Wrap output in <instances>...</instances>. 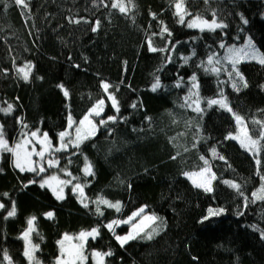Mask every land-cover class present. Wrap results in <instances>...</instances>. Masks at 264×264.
<instances>
[{
  "label": "trees",
  "instance_id": "obj_1",
  "mask_svg": "<svg viewBox=\"0 0 264 264\" xmlns=\"http://www.w3.org/2000/svg\"><path fill=\"white\" fill-rule=\"evenodd\" d=\"M5 2L9 4L6 10L0 3V107L12 103L14 111L10 115L0 113V124L9 144L21 138L18 120L28 125L23 131L39 128L56 144L57 133L67 127L69 114L78 122L98 99L104 98V112L96 120L118 115L117 122L100 126L79 151L69 148L55 156L61 168L67 167L81 182L90 181L85 187L90 199L103 195L120 201L122 208L116 212L101 206L104 215H97L94 204L84 208L79 203L71 185L65 198L57 200L48 188L39 186L41 174L20 172L13 167L10 153H0V202L6 206L0 209V264H8L3 250H7L12 264H28L20 237L31 216L37 217L39 235H31L32 242L40 245L36 256L42 264H54L59 254L56 242L65 233L75 236L81 230L126 219L145 206L144 214L161 218L153 224L159 225L158 235L151 240H130L121 247L107 228L100 227V235L87 242L89 255L93 249L111 250L113 255L105 264H264V239L259 231L264 230V201L252 202V193L261 185L258 166L253 155L236 140L225 139L236 128L231 114L206 104L207 98H217L223 90L233 110L255 131L259 126L252 120H264V66L247 60L238 65L248 82V87L239 92L232 89L225 71L217 76L198 67L201 61L207 66L209 55L221 58L217 67H230L223 60L227 50L220 47L221 42L241 47L251 36L264 52V0H209L208 4L186 0L193 15L211 20L212 10L216 11L218 21L228 25L216 31H200L178 23L172 0H134L135 8L128 15L111 9V0H105L109 7L99 0L96 5L93 0H28L27 9L11 0ZM150 13H155L156 19ZM70 18L82 21L69 23ZM96 20L101 24L92 32ZM160 21L171 36L165 33L163 38L152 36V40L154 46L169 51L150 52L146 41L152 33L160 32ZM167 56H171V62L165 59ZM183 57L191 59L185 64ZM26 62L34 65L28 81L17 75V68ZM193 73L204 98L202 119L191 109L180 107ZM156 76L162 86L153 92ZM181 77L184 83L176 87ZM101 81L113 85L109 91L119 101L118 114L107 100ZM59 84L68 89V98L57 87ZM133 103L136 108L131 107ZM197 124L202 138L193 148ZM170 138L175 139L170 142ZM213 147L225 160L212 158ZM185 148L189 150L185 152ZM177 152V159H171ZM200 155L209 159L218 177L212 192L193 187L182 175L203 165ZM84 156L94 165V178H85L81 171ZM259 167L264 175V153ZM55 173L61 172L52 168L50 174ZM30 180L37 183L29 184ZM223 180L241 185L249 198L247 206L244 197ZM12 201L16 203V215L4 219ZM209 208L225 211L201 223ZM47 212H53L54 217L47 218ZM128 231V224L115 228L122 236ZM87 264H93L90 258Z\"/></svg>",
  "mask_w": 264,
  "mask_h": 264
},
{
  "label": "snow or ice",
  "instance_id": "obj_2",
  "mask_svg": "<svg viewBox=\"0 0 264 264\" xmlns=\"http://www.w3.org/2000/svg\"><path fill=\"white\" fill-rule=\"evenodd\" d=\"M15 6L21 9L29 8L28 0H11ZM0 3L4 4L5 10L9 7V4L5 0H0ZM99 3L104 7H109L108 3L105 0H99ZM205 4L209 3V0H204ZM93 4H97V0H93ZM172 6L175 11L173 13L176 16L177 22L180 24H186L188 28H198L200 31H216L217 29L227 28L228 25L223 23V21H218L217 14L215 10H212V19H205L202 15L196 14L193 15L192 12L188 11L186 7V0H172ZM111 9L118 10L121 14L128 15L134 8V0H111L110 4ZM23 14V13H22ZM153 19H156L155 13H150ZM186 17H191V19H186ZM240 19L244 24H247L248 21L241 15ZM81 19L70 18L69 23L79 24ZM87 22V21H84ZM101 21L96 20L95 25L91 28L92 32L98 31ZM170 37L171 32L169 31L167 25L160 21V32L152 33L151 36L147 38V46L150 52H165L169 51L167 47H156L154 46L152 36L160 35L162 38L164 34ZM170 43V41H169ZM221 48H226L227 54L223 57L224 61H227V65L223 68L217 67L221 64V58L214 55H209L207 58V66L205 62L201 61L198 67H203L205 72H210L219 76L220 72L223 70L227 73L228 82H230L231 87L234 91L239 92L242 88L248 87V82L244 77L243 73L239 70L238 65L242 61H255L256 63L264 66V52H261L259 48L256 47L255 43L251 36L247 37L243 46L236 47L235 45L228 46L225 43L221 42ZM174 48V45H173ZM193 55L195 53L193 52ZM168 62H171V56L165 57ZM191 57H183L184 63L187 64ZM126 63V62H125ZM77 67H79L77 65ZM34 65L31 62H26L23 67L17 68V75L24 81H28L32 73ZM159 71V69H158ZM183 77H181L177 83L176 87H181L183 85ZM223 83V81H221ZM106 98L111 102V107L118 114L120 111L119 101L117 100L115 93L110 92L109 89L113 87L109 82L101 81L100 84ZM159 76L155 77V82L152 84V91L155 92L161 87ZM61 89L65 98H68L70 93L63 84L57 85ZM264 88V85H261ZM118 91V86H116ZM204 98L200 96V84L198 77L193 73L188 81V92L187 95L183 97V103L180 105L182 108L191 109L196 113L201 119L205 108L201 107ZM6 103V106L0 107V113L4 115H10L14 111V106L12 103ZM206 104L208 108L213 106H218L220 109L231 114L232 118L235 121L236 128L234 132H229L225 139L236 140L241 148L253 155L255 162L257 164V175L260 176L261 185L260 188L252 193V202L254 203L257 200L264 201V175L260 173L261 165V153H264V120L253 119L252 124L258 125V129L255 131L250 130L248 123L242 115L238 114L231 107L227 96L224 94L223 90L218 93L217 98H207ZM105 99H98L92 107H90L82 118L77 122L73 119L72 115L69 114L67 117V127L57 133V143L53 144L52 139L50 138L47 132H41L39 128L31 131H23L27 129L28 125L25 124L22 120L18 122L22 126V131L20 133V139L15 143L9 144V140L6 137L4 125L0 124V153H10L13 157L12 164L13 167L19 169L20 172H32L36 175L46 172L49 168H57L69 179H61L58 175H50L47 177H42L39 181V186L41 188L47 187L57 200H63L65 198V188L71 185V191L76 195L77 200L84 208H89L90 204L95 205V213L97 215L103 216L104 211L101 206L106 208L114 209L116 212H120L122 204L120 201H111L105 198L103 195L97 196L95 199H90L85 193V187L90 183L89 180L85 179L84 182H81V178L74 176L67 167H60L59 158L55 156V153L68 152L69 148L80 150L81 144L90 139L98 131L100 126L107 127L109 122L116 123L118 115L107 116L106 119L101 118L98 121L96 118L102 116L105 109ZM132 108H136L137 104L133 103ZM149 121L151 118H147ZM175 122V121H174ZM191 125V121L188 122ZM86 128V131L82 134V130ZM111 129H109V134H111ZM202 129L199 124L196 125V134L194 136L193 148L197 146L200 142ZM183 135V134H181ZM175 138H170L174 140ZM37 145L39 146L37 148ZM189 149L185 148L184 151L187 152ZM212 158H217L220 160H225V157L220 155L217 152L215 147L210 149ZM76 152H72L71 155H76ZM83 155L82 152H80ZM180 155L179 152L176 155L171 156L170 158L175 160ZM33 157H38V160H34ZM199 160L203 162V165L196 171H185L182 173L189 181H191L193 187L202 189L204 192L213 191V181L217 180V174L212 170L209 159L204 155L199 156ZM71 159L69 158L68 163L71 164ZM3 169H0L2 172ZM85 178L95 177L94 165L88 159L87 156H84V166L81 169ZM75 181V183H74ZM224 184L235 189L238 194L244 197L245 206L248 203V197L244 195V192L241 191V185L231 181L223 180ZM29 184L37 183L36 180H30ZM28 184H25L24 187H27ZM130 187V185H129ZM4 196H8V193H4ZM146 207V206H145ZM145 207H141L138 210L134 211L130 216L123 220H112L104 225L93 227L90 230H81L75 236H69L65 233L61 239L56 243L58 245L59 254L55 258L54 264H87L89 260V253L86 249L87 241L89 238L95 240L100 235V227L107 228L109 232L112 233L116 241L123 247L128 241L134 240L137 238L151 240L154 238V235H158V227H153L156 221L161 220V218L155 216L145 215ZM6 206L4 203L0 202V209H5ZM225 210L223 208L214 210L212 208L208 209V214L203 217L201 223L204 220H208L212 216L219 215ZM17 208L15 201H12L10 209H7V214L4 219L14 217L16 215ZM242 214V213H241ZM45 216L49 219L54 217L53 212L45 213ZM137 217H140L138 222H134ZM37 217L31 216L27 220V228L21 235V239L24 240V250L23 256L27 259L28 264H42V261L36 256V253L40 250L39 244H34L31 239L32 233H39L35 228V221ZM149 221L150 223H145ZM162 222V221H161ZM121 224H131L132 230L129 231L126 235H118L115 232V228L119 227ZM259 230V229H257ZM261 234V239H264V230H259ZM43 239V237H41ZM73 241H75L73 243ZM66 242L67 246H66ZM113 255L111 250L108 251H99L91 250L90 256L93 261V264H105L106 258ZM3 259L8 261V264H12L11 257L8 255L7 250H3ZM193 259H197L193 257Z\"/></svg>",
  "mask_w": 264,
  "mask_h": 264
},
{
  "label": "rangeland",
  "instance_id": "obj_3",
  "mask_svg": "<svg viewBox=\"0 0 264 264\" xmlns=\"http://www.w3.org/2000/svg\"><path fill=\"white\" fill-rule=\"evenodd\" d=\"M195 29H198V28H195ZM199 30V29H198ZM84 131H86V128L85 129H83L82 130V134L84 133ZM94 136V135H93ZM39 146L37 145V148H38ZM56 154V153H55ZM33 159L34 160H38L39 158L38 157H33ZM51 170H52V168H49L46 172H44V173H41V175H42V177H47V176H50V175H53V174H50V172H51ZM55 175H58V176H60V178L61 179H69V177H67V176H65L62 172L61 173H55ZM47 188V187H46ZM67 188V187H66ZM66 188H65V191H66ZM215 210V209H214ZM145 215H148V214H145ZM148 216H151V215H148ZM139 219H140V217H138V218H136V220L134 221V222H138L139 221ZM145 223L147 224V223H150L149 221H145ZM128 226H129V231H131L132 230V226H131V224H128ZM128 231V232H129ZM126 235V234H125ZM89 239H91V238H89ZM88 239V240H89ZM75 241H73V243H74ZM88 242V241H87ZM129 242V241H128ZM67 243L68 242H66V246H67ZM89 258L91 259V256L89 255ZM91 261H92V259H91ZM88 262V261H87ZM92 263H93V261H92Z\"/></svg>",
  "mask_w": 264,
  "mask_h": 264
}]
</instances>
